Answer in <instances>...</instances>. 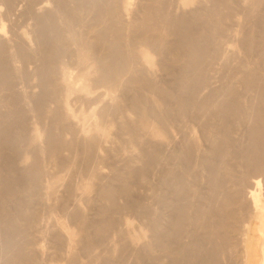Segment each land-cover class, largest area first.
I'll list each match as a JSON object with an SVG mask.
<instances>
[{
  "label": "bare ground",
  "instance_id": "bare-ground-1",
  "mask_svg": "<svg viewBox=\"0 0 264 264\" xmlns=\"http://www.w3.org/2000/svg\"><path fill=\"white\" fill-rule=\"evenodd\" d=\"M17 1L18 0H0V21H1V24H0V88H1L2 92H4V96L0 100L4 99V100H6V104L8 103L9 109L6 112V116L8 119H10L8 121L9 123H6V121L2 122L3 119L1 117V121H0L1 141H3V146L0 147V148H2V150L0 152H2L1 156L3 157V162H4V164H3L4 173H1V175H2L1 179H2V184L5 187L4 188L5 191L8 192V194L13 193L15 195L17 192H23L24 190H22V188H24L25 186H29V188L31 189V191H29V192L35 193L37 188H39L38 184L40 185V183L41 184L43 183L42 181H40V182L38 181V178L40 177L39 175L41 174L42 171H41L40 167L37 165V163H35V161L32 163V165L29 163L30 166L27 167V169H26V167L24 168L26 170H22V169L20 170L19 169L20 166H17V163H16V160L18 159V158L16 159V156L19 154V152H21L20 146H22V144H20V142L24 140V137H25L24 134H26L25 131L27 130V129H25V123H26L25 118L26 117H25L24 110H23L26 108L27 105H25V108L22 107V96L24 93L19 95L20 91H18L16 89L15 81L17 79H19V77L17 78V73L20 72V74H21V72H22V74L24 75L28 70L25 68V66L28 63H31L33 61L32 56H31L33 54V52L31 51L32 53L30 54L29 53L30 51H28L26 49L27 46H25L24 43H21L23 41L27 42L25 40L28 38V34H27L28 32L26 33V32H23L22 30H20L18 25L21 26L20 24H22V22H25L26 19H28L27 17H29V18L33 19V22H34L32 24V27H33V25L36 26L35 33H36L37 38L39 40V42H37V43L40 44L39 56H37L38 58L35 57L36 58L35 60H37V66L35 67L36 69L34 72L38 77H40V85H41L42 93H40L39 95H37L35 97L34 102L36 104L38 102L40 103L43 101L42 98L43 99L45 98V100H47L46 97H48V99H51V102L53 103L51 105V104H48L47 102H45L51 106L48 110H47V107H46V110H44L45 107L43 109V106H40L41 108L40 107L39 108H40V111L42 113H43V111H46V113L51 111L50 116H51V120H52V125H50V127H48L51 130H49L50 132L47 131V132H49V136H47L49 143L47 142V144L50 145L48 152L54 156V158L56 160L55 163L57 164L56 166L59 167V166H61V163H62V160L59 159L61 149L64 148V150L65 149H69V150L71 149L72 150L73 148L77 147L80 150L81 156L83 158V159L81 158L82 164L80 166V168L81 167L82 168L80 169V171L78 169V171L81 173V176L82 175H86V176L91 175V176H98V177L102 176L103 175L102 173H104V172H102L100 167L98 166V161L100 162V159L104 158V154H103L104 151L102 152L103 148H105V151H107L106 150L107 147L105 146L106 144L104 145V142H106L107 139L109 142V140H110L108 138L109 132H110L109 128L111 125H113L116 122L115 118H113L112 115L114 113H117V114L122 113V114H120L122 116H124L126 114V113H124V110H125L124 106L125 105H123V103L120 102L121 100H123V98L118 97L119 99H121L119 101L117 99L118 95L116 96V94H114V91L119 90L120 93L124 92V91L127 92L128 90L134 91V94H132L133 100H132V105H131L133 110L130 108H128V110H132V111H135L137 113V117L135 116V118L141 117V118L148 119L149 115L151 114L150 116L153 115L152 117H154L153 118L154 120H157V119L159 120V121L158 120L156 121L159 124L156 123V126H155L157 133L159 134V137L161 136L160 138H162L159 143L157 142L159 146L154 148L151 152H149L150 148L148 149V145L146 147L148 149V151H146L147 149L146 150L143 149L142 146H144L143 141L145 139L142 141V139H141L142 136L139 134L140 132H142V130H141L142 128L139 130V127H141V126L138 127L139 122L136 123V121L138 119L135 121L133 118L132 119L129 118L130 121H128L127 118L129 116L126 115L127 116V118H125L126 120H124V121L121 120L120 121L121 123L119 121H117L120 123L119 124L120 126H118L117 128L120 127L123 132L129 134L128 143L131 144V146L133 148H134V146H137L136 148H138L139 152H141V154L143 156V157L141 156V158L146 159L145 163L150 164V166H151L152 162H154V165L158 164L156 169H158V166H160L159 168H161V172H159V174H161V178H159V179L161 180V183H160V185H158V186H160V192L165 189L164 187L167 188L168 185H170L172 183L173 186L176 185V187H178L177 189L180 191L181 197H185L184 195H187L188 192H191V196L188 195L187 200H185V202H183V204L181 202L182 206L180 204L179 205L176 204L179 207V209H178L179 211L177 209H175L176 211H178V213L174 211L175 213H177L176 215L172 216L173 214L171 215V213H170V211L173 212L172 210H174V209H171L170 211L167 209L169 211V212L167 211V213H170V214H161L160 213L158 215L157 212H153V207L151 208L149 205V207L152 210L151 211L149 209V207H147L148 205L146 206L142 203V201L135 199V196H134V198L131 197L132 191L129 192L130 183L128 182V180H124L125 182L122 183V185L119 186V188H114L112 185L110 186L107 184L105 186H102L103 187V188H101L102 194L104 195V197H106V199H108L107 201L110 202V203L109 202L108 203L112 205V207H111V205L108 206L109 204L107 203V206L110 208H114L116 206L117 195H123L125 198L124 199L125 203H123L122 210L123 211H124V209L126 211L132 210L135 212L138 211V213L142 216L141 220L143 217H145L146 220L147 219L149 220L148 221L149 222V228L152 231L151 234H152V237L154 239L152 237H149V238H150V240H153L157 246L161 247L170 256L171 262L168 264H223V263H221V261L225 257V254L223 252H225L228 249V245H230V242H231L230 236L232 238H235L234 235L230 234V232L232 231L231 233L233 234V229L236 228L235 226H237V228L241 227L240 225H236V223L240 222V221H238V219H243L242 217L244 215L243 211H245L244 210V208H245L244 204H245L246 199H250L253 210L264 212V204H263V201L261 198V190H262V187L264 184V181L262 178V177H264V175H263L264 174V59H262L261 61H259L261 58L252 59V56L249 53L250 51L249 50L247 51V49H251L252 46H250L251 47L250 48L247 45V48L245 50V53L246 52L247 53H246V58L244 59V61L237 64V60H235L236 61V62L234 61L235 63H233V62L231 63L232 59L230 58V54H229V57H227V54L229 52H231V50L229 49L230 51L227 52L225 49L226 46L224 48H222V43L224 41L222 43L219 42L222 40V39L220 40V36L222 34V29H223V24H222L223 21L221 22V18L222 17L224 18L225 15L220 11L222 8L219 9L217 7V4H221V2H223V0H212L213 3L214 2L216 3L215 4L216 7H214L215 6L214 5L213 6L214 8L212 7L211 12H208L209 9L206 10V8H205L206 12H204V10L203 11L197 10V8H199L198 6L200 4L197 3L198 4V6H197V4H196L197 0H196V2L194 1L195 2L194 4H196L197 8H194V6H193V8L196 9V11H194L193 17H196L199 19H200V17L201 18L205 17L206 21L207 22L209 21V23L211 24L210 26H208V28L206 30L204 29L205 32H202V31L200 32L198 30L193 29V27L191 26L192 23L189 22V19L185 16L186 13L183 11V9H182V11H183V13H185V15H182L183 13L180 14L181 10L179 11V13H176V11L174 9L178 3V2L176 3V0H141V4H143L142 6H139L140 0H55L57 3L56 4L57 7H55V8H57L56 10H53V9L49 10V8H47L48 10L43 9V11L40 10L41 12H38V10H37L38 6L37 5H39L40 4L39 2L40 1L42 2V0H21L22 4L19 5V7H18L19 3L18 4L16 3ZM179 1H180V3L183 2L182 3L183 6H186L187 2L190 0H179ZM206 1L208 2V0H206ZM232 1H234V0H232ZM190 2L193 3V0ZM207 2H206V5H207ZM132 3L136 4V5L139 4V5H137V7L133 6L135 8H132L131 7ZM184 3H186V4L184 5ZM41 4H43V3H41ZM226 4L228 5V2H226ZM241 4H243V3H241ZM256 4L257 3H255V5ZM2 5H4L5 7L2 8ZM174 5H176V6L173 7ZM231 5L232 4L230 2V6ZM42 6H44V5H42ZM189 6H191V5L189 4ZM218 6H220V5H218ZM172 7H173V10L175 12H173ZM181 7L182 6H180L179 8L181 9ZM207 7L210 8V5H207ZM232 7H233V5H232ZM244 7H245V5H244ZM252 7H254V6H252ZM186 8H185V10H186ZM257 8H259V7H257ZM82 9H83V11L85 10L87 12L91 11L92 14H90L89 16H92V19H88L89 17H87L85 15L88 20L96 21V22L92 21L96 25H94L93 27L90 28V29H92L91 30L92 32H90L91 35L88 31H87V33L82 31L83 28L82 29L78 28L79 26L83 27V25L87 21V20L85 21V19L82 17L83 15L82 16L80 15L81 12L79 13V10H82ZM237 9H238V7H237ZM237 9H236V11H237ZM242 9H244V8H242ZM229 10H230V8L227 9V11H229ZM240 11H238V12H240ZM61 12H63V13L66 12L65 17L63 18V20H61V22H63L62 26L58 23L59 20H57L62 15ZM234 12H233V14H234ZM88 13H90V12H88ZM229 13L231 14V12H229ZM229 13H228V15H229ZM59 14H61V15L59 16ZM125 14H131L133 20H125L126 17L125 18L123 17V15L125 16ZM228 15H226V16H228ZM235 16H237V15H235ZM130 18H131V16H130ZM203 18L201 21H203ZM235 18L237 19V22H238V17H235ZM235 18H234V20H236ZM6 20H11L13 23L17 24V27H18L17 29H19V31L23 32L20 35H22V38L24 40L21 41L20 39H18L21 41L20 43H16L17 42L16 39L11 38V39H15V41H16L15 42L16 43L15 47L17 50V53L15 55L16 57L14 56L15 53L11 52L12 49L10 48V45L8 43V37L6 34L7 28L5 29V26L8 24L5 25V23H4V21H6ZM190 20H191V18H190ZM206 21H204V22H206ZM229 22H231V21H229ZM237 22H236V27H237ZM227 24L225 27H227ZM10 25H8V27ZM75 25H78V27H77L78 29L75 28ZM204 25H202V26H204ZM229 25H231V24H229ZM25 26H26L25 28H27V24ZM231 27H232V25H231ZM30 28H31V23H30ZM198 29L201 30V28H199V27H198ZM233 30H234V28H233ZM8 31L9 32H7V33H9V34L11 33V36H12L14 31L12 29H10ZM12 31H13V33H12ZM230 31L235 32V31H232L231 29H230ZM168 33L174 34V38L172 40L171 39L167 40V38H169V37L166 38V35H168ZM29 34H31V31ZM225 34H226V32H225ZM233 35L235 36V34H233ZM16 36L17 35L15 34V37ZM18 36H19V33H18ZM234 36H232V38ZM17 38H19V37H17ZM259 38H260L259 43H261L260 46H262L264 44V32L262 33L261 37H259ZM235 39H237V38H235ZM239 40H240V38H239ZM244 40H245V38H244ZM256 40H258V39H256ZM241 41H243V40H241ZM11 42L12 41H10V43ZM32 43H34L38 46L37 43L31 42V44ZM224 43H227V42H224ZM224 43H223V45H226ZM234 43H236V42H234ZM246 43H247V41H246ZM250 43H252V42H250ZM70 45L74 46V48L76 47L77 48L76 51L81 52L80 54L77 52L79 54V56H77V57L74 56V58H75V61H74L75 66L74 67L77 68V71H73L74 69H72V71L70 70L71 66L73 65V62L71 60L72 58H70L71 63H68V61L66 60L67 58L66 59L61 58V54L64 53L66 46L69 47ZM30 47H32V46H30ZM32 48L34 49L35 47H32ZM70 48H71V46H70ZM240 48H242V47L240 46ZM65 53H66V51H65ZM74 53H75V51H74ZM152 53L154 55H155V53H157V54L158 53L159 54H165L166 53L168 55L171 54L172 55L171 59L173 60L172 62H174V64H175L174 65L171 62L172 63L171 65L175 66V67L173 66L172 72L175 74L174 75L175 78H176V76L178 77V83H179V81L181 83V90H180V93L178 92L179 95L176 98H174V100L177 99V101H176L177 102V111H176V113L173 112V114H172L175 116H171V117H174V121H172L173 119L168 120V119H170L169 117L172 113L171 110L170 111L166 110L165 111L166 115H163L164 112L162 114L161 111L159 110L160 108L153 107L152 106L153 104L149 103L150 100L148 101V99H150V98H148L149 97L148 94L146 92H144L145 89H143V87L147 88V86H149L147 89H149V88H151L153 90L159 89V86H158L159 84L156 85L157 81H156V83L155 82L152 83L151 80L147 79V77L148 78L151 77V76H147L148 75L147 72L150 71V73H151V71H156V68H157L155 66V70H154V64L156 65L157 62H153V60L151 58ZM233 54H234V52H233ZM33 55L36 56V53ZM241 55H242V53H241ZM69 56L72 57V55H69ZM239 56L240 55H238V57ZM168 57L170 58V56H168ZM240 57H242V56H240ZM230 59H231V61H229ZM235 59H238V58L236 57ZM154 60H155V58H154ZM170 61H168V62H170ZM161 62L162 61H160L159 63H161ZM18 64H19V67H18ZM163 64H164V62H163ZM217 64L222 65V67L218 66ZM31 65L32 64H30V66H28V67L30 68ZM157 65H158V68H160L159 67L160 65L159 64H157ZM167 65H168V63H167ZM171 65H170V67H171ZM31 68H33V67H31ZM161 68L163 69L165 67H161ZM167 69L169 70V65H168ZM30 71H32V70H29V72ZM172 72H171V74H172ZM28 73H26V75ZM145 73L147 74L146 75L147 77L145 76ZM160 73H162V71ZM167 73H168V71H167ZM221 73H222L224 82L219 81V83L222 82V84L220 83L221 86L219 85V87H217L216 85L213 84V82H214V80L217 81V78ZM20 74H18V75H20ZM171 74H170V76H171ZM33 75H34V73H33ZM165 75H167V74H165ZM161 77H162V75H161ZM15 78H17V79L15 80ZM28 78H30V77H28ZM154 79H156V78H154ZM25 80H26V78H25ZM152 81H154V80H152ZM26 82H27V80H26ZM26 82L24 84H26ZM175 83H174V85H175ZM180 83H179V85H180ZM145 85H147V86H145ZM165 86H168V85H165ZM97 87L98 88L102 87V89H101V91H99V94H97L98 92H96L97 95H95V94H93V89L95 90ZM28 88H32V87L30 86ZM165 88L167 89L168 87H165ZM165 88H164V91H165ZM161 89H163V88H161ZM60 90H62V91L64 90L66 92V94L65 95L62 94L60 92ZM26 92H28V91H26ZM38 93H39V91H38ZM71 93L76 94L75 95V97H77L76 99L80 100L81 102L83 101V103L84 102L96 103V102H98L99 99L104 103L102 104L101 107L99 106L100 107L99 111H97L94 108V106L91 108H86V107L84 108L83 106H81L82 108L80 110H78V112L76 110L80 107H77L76 110L74 108L76 113H78V114H76L75 111L71 108L72 104H70V103H73V101L75 100V99L73 100V98L71 97L73 101L70 102L69 94H71ZM115 93H117V92H115ZM130 93H133V92H130ZM220 96L223 97V99L220 98L221 100H219L218 97H220ZM27 98H28V95H27ZM31 98H33V97H31ZM125 98L126 97H124V99ZM256 98L259 99L258 104H256V102H255ZM162 99H163V97H162ZM171 99H173V98H171ZM27 101L29 102V100H27ZM32 102H33V99H32ZM48 102H50V101H48ZM83 103H82V105H83ZM94 103H92V105H94ZM124 103L128 104V102H126V101ZM130 103L131 102L129 101V104ZM147 103H149L150 105ZM99 105H101V104H99ZM38 106H39V104H38ZM154 106H155V104H154ZM158 106H159V104H158ZM6 107L7 106H5V108ZM32 109H33V107H32ZM36 109H37L36 112H38L37 107H36ZM162 109H164V108H162ZM174 109H176V108H174ZM6 110H7V108H6ZM25 111H26V109H25ZM169 112H171V113L168 117L167 114H169ZM46 113L43 114V116L46 117L47 116ZM123 113H124V115H123ZM214 115H216V116L218 115L221 118V121H218V122H221L220 125L217 124L218 126L215 125L216 123L214 124V123L210 122V119ZM50 116L48 118H50ZM119 116H118V118L122 119ZM31 117L33 118V116H30L29 121L31 120ZM40 117H38V118H40ZM45 117H41V118L43 119ZM131 117H132V115H131ZM232 117L236 118L238 125L242 129V132H241L242 135L243 134L246 135V136L244 135L246 137V139L244 138L245 141H242V142H245V144L239 143V146H237V147L235 146L236 148L231 147L232 143H231V136H230V127H231V123H232ZM179 119H181V120L185 119L187 121V125L189 128L188 149L182 147L183 149H186V151L184 150V152H182V151L180 152L177 150L178 152L183 154V155H181V161L183 159V164L181 166H183L182 168H184V171L181 174L177 173L176 168L178 166L176 165L175 166L176 168H175L173 165L172 158H173L174 154L170 155V156L169 155L164 156L163 155V153H164L163 149L160 147V146L164 145L165 142L170 137V135H172V132L175 129V123ZM217 119H218V117H217ZM33 120L31 122H34L36 119L34 121ZM48 120H49L48 122H51L50 119H48ZM236 121H235V123H236ZM15 123H18L20 125V129L17 128L18 129L17 134L11 133V130H10V128H12V126ZM26 124L28 125V123H26ZM33 124L34 123H32V125ZM38 124H39V122H38ZM115 125H117V124H115ZM139 125H140V123H139ZM30 127H32V126H30ZM38 127H40V126L38 125ZM72 127H74L76 130L81 132L80 133L81 137L77 141H76V139L79 137V135H78V137L75 136L76 138L75 137L69 138V136L67 137V135H68L67 130L72 128ZM185 127H186V125H185ZM179 128H181V127H179ZM13 129H15V131H16V128L13 127ZM40 129L39 128H38V130L34 129L32 131V133L30 132L31 135H28L29 137L27 136L28 140L30 138L33 140L36 139V141H38L37 140V138H39L38 136L40 134H43V132H41V133L39 132V131H42V129L41 130ZM71 130H70V132H72ZM78 131H76V133H78ZM117 131H119V130H117ZM143 131H144V129H143ZM175 131H177V129ZM47 132H46V134H47ZM27 134H29L28 131H27ZM72 134H74V132ZM120 134H121V132H120ZM148 134L150 135V133H148ZM158 134H157V136H158ZM69 135H70V133H69ZM241 137H240V139H241ZM40 138L42 139V137H40ZM208 139H211L209 141H211L210 143H212V145L210 147L208 146L209 148L206 146V142L208 141ZM42 140H45V138ZM186 140H187V138H186ZM36 141L34 142L35 146L37 144ZM115 141H117V140H115ZM238 141H239V137H238ZM25 142H27V141H24V143ZM39 142H40V140H39ZM151 142H153V141H151ZM141 143H142V146H140ZM47 144H46V146H47ZM138 144H139V146H138ZM39 145H40V143H39ZM42 145H43V143H42ZM170 145H171V143H170ZM32 147H33V145H32ZM186 147H187V145H186ZM24 148H26V147L24 146ZM38 148H39V146H38ZM29 149H25L24 150V151H26L25 153L28 154L27 151ZM39 149H38V151H39ZM168 149H169V147H168ZM75 150H77V149H75ZM164 150H165V148H164ZM166 150H167V147H166ZM170 150H171V148H170ZM45 151H47V150H45ZM169 151H167V152H169ZM73 152H76V151H73ZM77 152H79V151H77ZM167 152H165V153H167ZM25 153H23V154H25ZM37 153H39V152H37ZM41 153H42V150L40 152V155H41ZM49 153H48V155H49ZM42 154H45V153H42ZM209 154L210 155L212 154V156L215 154L216 156H218V158L214 159V158H212V156L210 157ZM30 155H32V153ZM30 155L28 154L27 156H29V158H30V157H32ZM19 156H22V153ZM72 156H74V155H72ZM229 156H231V158H232L231 160H234L235 158L237 159V160L236 159L234 160V161H237V163L235 165H233L235 162L233 163L232 161H230ZM44 157L46 158V156H44ZM233 157H235V158H233ZM32 158L30 161H33ZM37 158H38V156H37ZM42 159H44V158H42ZM105 159H107V158H105ZM217 159H219V160H217ZM0 160L2 161V159H0ZM59 160H60V162H59ZM138 160L143 161L141 159H138ZM228 160L230 161V163L232 162L233 164L232 163L230 164ZM39 161H40V159H39ZM69 162L71 163V159ZM199 162H200L201 167L204 166L202 169L208 168L210 170V173L207 174V176H209L211 174V180H210V182L208 181L209 190H207L208 191L207 193H203V191H202V193H198V189H197L198 186L196 187V185L194 184L195 183V182H193L194 179L192 178L193 179L192 183H189V178L188 179L185 178V173H187L188 170L192 169L193 168L192 166L194 164L197 165V163H199ZM55 163L53 162V164H55ZM77 163H78L77 165H79V162H77ZM130 163H132V162H130ZM72 164L70 166L71 167L70 170H72V166H73ZM26 165H28V163ZM74 165H75V162H74ZM142 166H144V165H142ZM181 166H180V169H182ZM198 166L199 165H197V167ZM236 166L239 168H235ZM144 168L145 167H143V169L142 168L139 169V168H136L135 165L131 164L129 170H131V174L132 175L135 174L136 177H138L137 174L140 173L139 175L141 177V173H142V175H144L143 174L145 172V171L143 172ZM62 169H59V172ZM64 169H66V168H64ZM74 169H76V167ZM56 170L58 171V169H56ZM192 170H194V169H192ZM198 170H196V171H198ZM158 171H157V173H158ZM206 171H205V173H206ZM199 172H200V170H199ZM236 172H238V174ZM239 172H240V174H239ZM70 173H71V171H70ZM194 173H192V174H194ZM56 174H57V172H56ZM77 174H78V172H77ZM131 174H129V175H131ZM67 175H66V178H67ZM196 175L194 176V178L196 177ZM81 176L79 175V177H81ZM187 176H188V173H187ZM189 176H191V174ZM244 176L245 177L246 176L253 177V179H254L253 183L254 184H252V187H249V186L243 184L246 181V179L244 181V178H245ZM209 178H210V176H209ZM53 179H55V178L53 177ZM63 179H64V177H63ZM68 179H69V177H68ZM86 179L88 180V178H86ZM186 179L188 180V182L186 181ZM39 180H40V178H39ZM82 180H85V178H82ZM139 180H142V179L139 178ZM206 180H208V179L206 178ZM99 181H100V178H99ZM143 181H144V179H143ZM190 181H191V179H190ZM55 182H56V180H55ZM58 182H56V185H58L57 184ZM75 182H77V181H75ZM82 183H85V184L80 185L81 186V187L79 186L80 188H82V187L83 188L84 187L85 188L86 187L91 188L90 186L93 184V183L90 184V181L82 182ZM139 183H141V182L139 181ZM157 183H159V182H157ZM45 184L47 185L49 183H45ZM73 184H74V182H73ZM62 185H64V184L62 183ZM66 186H68V185H66ZM75 186H76V184H75ZM206 186H208V185L206 184ZM243 186H245V189H246V187H248L246 189L247 192H245V189H243ZM44 187H46V186H44ZM44 187H40V188L41 189L43 188V190L45 189L47 194H51V193L55 192V189H53L55 186L53 187L52 184L47 185V189ZM176 187H175V189H176ZM138 188H139V186H138ZM203 188H205V187H203ZM67 189L68 188H66V190ZM69 189H70V187H69ZM82 189H80V190H82ZM73 190L76 191L75 189H73ZM243 190H244L245 194H244ZM0 191H1V189H0ZM156 191H158V190L156 189ZM42 192L43 191L41 190V192L39 194H41ZM164 192H162V194H160L158 191V196H157V198H159L158 200H160L162 202V204H165L166 206L173 205L172 201H171V199H173V198L170 199L169 197H167L168 194H166V195L163 194ZM64 193H65V191H64ZM71 193H69V194H71ZM133 194H134V192H133ZM27 195H29V194H27ZM174 195H176V193ZM24 196H26V195H24ZM36 196L38 198V195H36ZM44 196L45 195H43V197ZM50 196H52V195H50ZM95 196L96 195H94V197ZM81 197H82V195H81ZM81 197H80V200H81ZM177 197H178L177 200H179V196H177ZM11 198H13V197L11 196ZM120 198H121V196H120ZM153 198H154V195H153ZM195 198H196V200H194ZM26 199H27V197H26ZM41 199L44 200L43 198H41ZM54 199H56V198H54ZM59 199L60 198L58 197V200ZM66 199H65V201H66ZM73 199L74 198H72V201H73ZM23 200H25V198ZM61 200L64 201V199H61ZM27 201L30 202V200H27ZM54 202H55L54 205H56L55 200H54ZM75 202L78 203L77 199ZM247 202H246V206H247ZM117 203H118V201H117ZM175 203H176V201H175ZM34 204H36V203H34ZM37 204H38V202H37ZM70 204H72V203H70ZM74 204H72V205L74 206ZM26 205H28V204H26ZM43 205H46V204H43ZM120 205H122V203ZM159 205H158V207H159ZM14 206L16 208L15 210H13L14 212H8L7 211L8 209L4 210L3 207H5V206L2 207L4 210L3 214H4V217L6 220L9 219V217L12 216L13 214L16 215V214L22 213L23 207H22L21 203L18 204V207H16V205H14ZM59 206H60V204H59ZM107 206L104 209L108 210ZM24 207H26V206H24ZM78 207H80V206H78ZM78 207H73V208L78 209ZM100 207H102V206H100ZM163 207L164 206L161 205L160 208H163ZM165 207H164V210H166ZM116 208H118V207H116ZM116 208H114L113 211ZM173 208H176V207H173ZM36 209H38V208H36ZM119 209L121 210V207L116 209L115 212L117 213V211ZM68 210L70 211V209H68ZM154 210H157V209H154ZM157 211H159V210H157ZM27 212L28 211L26 210V213ZM64 212H66V210ZM160 212H162V211H160ZM105 213H107V212L105 211ZM110 213H112L114 216L113 215L108 216L109 215L108 213H107L108 215L105 214V216L106 217L108 216V217L107 218L104 217L106 219H104L103 223L100 222L101 225H96L95 231H97L99 233L102 232L103 230L105 231V229H108V228H106L107 226H110V228L116 227V229L118 227H120V226H118V225H120L118 223L119 218L117 219L115 216L116 213H114V212H110ZM79 214L80 213L78 211L73 212L74 217H77V218L80 217ZM16 216H18V215H16ZM42 216H44V215H42ZM101 216H103V215H101ZM121 217H122V215H121ZM34 218H35V216H33V221L37 219V218H35V219ZM85 218H87V217L85 216ZM10 219H11V217H10ZM24 219L25 218H23V220ZM50 219H49V221H50ZM79 219H81V218H78V220ZM25 220H27V219H25ZM47 220H48V218H47ZM78 220H77V222H78ZM127 220L129 221V219H127ZM144 220L145 219H143L142 223L144 222ZM8 221L9 220H7V223L4 221V224L6 223V226L9 227L10 229H12L11 225L8 224L9 223ZM64 221H62V222H64ZM70 221H71V219H70ZM85 221H86V219H85ZM128 221L126 223H128ZM148 222H146V223H148ZM13 223H14V221H13ZM65 223H66V221H65ZM72 223H74V222H72ZM78 223H75V224H78ZM30 224H32V223L30 222ZM85 224L86 223H84V225H81V226L79 225L80 226L79 231L81 233V238L80 237H78V238H80V241L82 244H85L87 248L88 247L90 248L91 245H93L92 244L93 241H91L89 238V235L87 233L88 227ZM19 225H21V224H19ZM24 225H25V222H24ZM34 225H35V223H34ZM56 225L54 227L55 230H56ZM143 225H144V223H143ZM171 225H174L175 227H177V230H175V229L172 230ZM185 225L187 227V230H186L187 237L185 236V238H187V240L184 238L185 240L183 241L182 235L184 234L185 230L182 233V228L184 229L183 226H185ZM243 225L245 227L244 226L241 227L243 229V231H241V232L244 234H241V235L242 236L245 235V236H243L244 242H242L243 239L242 240L238 239V237H237V239L241 240V243H244V247L241 250H243V249L245 250V261L244 262L246 264L247 242L249 239L248 234H249L250 229H251V220L245 219V222ZM122 226H123V222H122L121 227ZM35 227L37 228V226H35ZM46 227H47V225H46ZM68 227H70V229L73 228L72 226H68ZM86 227H87V229H86ZM186 227H185V229H186ZM23 228L24 227L22 226V229ZM63 228H64V226H63ZM67 228H65V230H61V229L60 230L65 232L64 236H66V238H67L66 242H68V246L71 247L70 244H72V242H73L71 236H72V233H74V232H72V230H71L72 233L70 232L71 233V235H70V233L66 230ZM92 228H91V230H92ZM143 228L144 227H142V229ZM10 229H8V230L10 231ZM19 229H17V230H19ZM26 229H28V228H26ZM40 229H41V227H40ZM76 229H79V228L77 227ZM242 229H240V230H242ZM127 230H128V228H127ZM140 230H139V232H141ZM238 230H239V228L237 229V231ZM9 231H8V233H9ZM19 231H21V230H19ZM31 231H32L31 232V235H32L33 230H31ZM43 231L45 233L46 230L44 229ZM118 231L116 233H118ZM142 231H146V230L143 229ZM12 232H15V231L13 230ZM24 232H25V230H24ZM259 232L261 233L262 238H263V241L261 242L262 244L260 247L261 248L260 264H264V231H262L260 229ZM35 233H37V232H35ZM111 233H112V231H111ZM113 233H115V232H113ZM116 233L114 235H116ZM141 233H143V232H141ZM22 234H24V233H22ZM54 234H55V232H54ZM76 234H77V231H76ZM79 234H77V235H79ZM118 234H121V232ZM124 234H125V232H124ZM127 234H129V233H127ZM144 234H146V233L144 232ZM148 234H150V233H148ZM239 234H240V232H239ZM57 235H58V233H57ZM11 236L12 235H10V238H11ZM116 236H119L118 240L121 238L120 235H116ZM127 236H128V238L131 237V236L129 237V235H126V234L124 237H127ZM138 236H139L138 234L134 235V237H138ZM146 236H148V235L146 234ZM22 237H24V236H22ZM128 238H126V240H128ZM14 239H16V238H14ZM26 239H25V241H26ZM126 240H124V242H123V245H122L123 247H124V243ZM136 240H137V238H136ZM136 240L134 239V242ZM150 240H149V244L150 243L153 244V242H151ZM25 241H24V243H25ZM120 241H123V238H122V240H119V242ZM130 241H126V242L130 243ZM7 242H9L8 239H7ZM27 242H28V240H27ZM58 242L59 241H57V243ZM41 243H42V241H41ZM137 243H136V245H138V247H139V244H141V243H139V244H137ZM241 243L238 245H241ZM65 244H67V243H65ZM97 244H99V243H97ZM109 244H111V243H109ZM132 244L134 245L135 243H130L129 247H131ZM142 244L145 245L144 242ZM136 245H134V246H136ZM15 246H18V245H15ZM39 247H40V245H39ZM69 247L67 248L68 251L70 249ZM96 247H98V246L96 245ZM127 247H128V245H127ZM33 248L34 247H32V249ZM41 248L43 249L42 246H41ZM89 248H88V250H89ZM132 248L133 247H131V249ZM152 248L153 247L151 246V251H153ZM225 248H226V250H225ZM71 249L73 250V247ZM102 249H103V247H102ZM143 249H145V248H143ZM26 250L28 252V249H25L24 251L26 252ZM33 250H35V249H33ZM33 250H32V252H33ZM49 250H47V252H49ZM62 250H64V249H62ZM154 250H155V248H154ZM239 250H240V248H239ZM58 251H59V248H58ZM156 251H157V249H156ZM159 251H160V249H159ZM17 252H19V251H17ZM105 252H107V251H105ZM61 253L63 255L65 252L64 253L61 252ZM90 253H91V250H90ZM138 253H139V251H138ZM141 253H144V252L141 251ZM227 253H228V251H227ZM27 254L29 255L30 253L28 252ZM97 254H99V253H97ZM68 255H70V256L67 258V260L65 259L66 257H63V259H65V261H68L67 262L68 264H77V260H76L75 256H73L71 254H68ZM99 255H98V258H100ZM141 255L143 257V254H141ZM153 255H155V254H153ZM153 255L151 257L152 259L154 258ZM243 256H244V254L242 255V257ZM32 257L37 259V257H34V256H32ZM96 257H97V255H96ZM160 257L162 258V255H160ZM160 257H159V260H160ZM20 258H23V257H20ZM86 258H87V256H86ZM86 258H84V259H86ZM88 258L90 259V257H88ZM125 258L126 259L123 261L126 262L127 256ZM139 258H140V256H139ZM151 258L149 257V259H151ZM29 259L30 258H28V260ZM38 259H37V261H39ZM59 259L61 260V258H59ZM111 259H112V257H111ZM145 259H146V257H145ZM154 259H156V261L154 262V260H153L152 264L156 263V262L159 263V260L157 261L158 258L155 257ZM242 259H244V258H242ZM161 260H163V258ZM165 260H166V258H165ZM15 261L17 262L16 259H15ZM37 261L35 262V264L38 263ZM141 261H143V259ZM149 262H150V260H149ZM61 263H62V260H61L60 264ZM117 263H118V261H117ZM7 264H8V262H7ZM26 264H27V262H26ZM39 264H41V262H39ZM43 264H44V262H43ZM52 264H55V263H52ZM64 264H66V262H64ZM92 264H94V263H92Z\"/></svg>",
  "mask_w": 264,
  "mask_h": 264
},
{
  "label": "rangeland",
  "instance_id": "rangeland-1",
  "mask_svg": "<svg viewBox=\"0 0 264 264\" xmlns=\"http://www.w3.org/2000/svg\"><path fill=\"white\" fill-rule=\"evenodd\" d=\"M190 1H192V0H190ZM190 1H188L187 2V5L186 6H183V2L182 3H180V1L179 0H176V3H177V6L176 5H174L173 7H175L174 9H175V11H176V13H179V11L181 12L180 14H182L183 13V11L186 13V15H185V13H183L182 15H185L188 19H189V22H191L190 24H191V26L193 27V29L194 30H198V31H202V32H205V30L208 28V26H210L211 24L209 23V21L207 22L206 21V18L204 17H202L203 18V21H201L202 20V18L200 17V19L199 18H196V17H193L194 16V11H196V9H194V8H197V6H198V4L197 3H199L200 5L198 6L199 8H197V10H204V12H206V10L207 9H209L208 10V12H211V10H212V7L216 4L215 2L213 3V1L212 0H208V2L206 1V0H197V2H196V0H193V3L192 2H190ZM196 2V4H197V6H196V4H194L195 2ZM206 2H207V5H210V8L209 7H207V5H206ZM226 2H228V5L226 4ZM230 2H231V4L233 5V7H232V5L230 6ZM17 4H18V7H19V5H21L22 4V1L20 0H18L17 2H16ZM40 4L41 3H43V4H39V5H37L38 7V12H41V11H43V9L44 10H48L47 8H49V10L51 9H53V10H56L57 8H55V7H57V3H56V1L55 0H42V2L40 1L39 2ZM46 3V4H45ZM134 3V2H133ZM131 4V7L132 8H135V7H137V5H139V6H142L143 4H141V0L139 1V4ZM175 3V4H176ZM234 3V4H233ZM238 3V4H237ZM241 3H243V4H241ZM251 3V4H250ZM255 3H257L256 5H255ZM260 3V4H259ZM186 3H184V5H185ZM189 4L191 5V6H189ZM193 4V5H192ZM204 6H202V5ZM225 4V5H224ZM253 4V5H252ZM259 4V5H258ZM264 0H234V1H232V0H223V2H221V4H217V7L219 8V9H221L220 11L225 15V17L222 19L221 18V22H222V24H223V29H222V34H221V36H220V40L221 41H219V42H227V43H224V44H226V45H223V43H222V48H224L225 46V49H226V51L227 52H229L230 50H231V52H229L228 54H227V57H229V54H230V58L232 59V61H231V59L229 60V61H231V63L233 62V63H235L236 61L235 60H237V64L238 63H240V62H242V61H244V59L246 58V53H245V50H246V48H247V45H248V47H250V46H252V48L251 49H247V51L249 50L250 52V54H251V56H252V59H258V58H261L259 61H261L262 59H264V44L262 45V46H260L261 45V43H259L260 41V38L259 37H261V35H262V33L264 32ZM42 5H44V6H42ZM53 5V6H52ZM212 5V6H211ZM218 5H220V6H218ZM244 5H245V7H244ZM247 5V6H246ZM258 5V6H257ZM133 6H135V7H133ZM180 6H182L181 7V9L179 8ZM189 6V7H188ZM193 6H194V8H193ZM228 6V7H227ZM252 6H254V7H252ZM5 6L4 5H2V8H4ZM45 7V8H44ZM51 7V8H50ZM173 7H172V10H173ZM187 7V8H186ZM214 7H216V5L214 6ZM213 7V8H214ZM227 7V8H226ZM232 7V8H231ZM237 7H238V9H237ZM257 7H259V8H257ZM42 8V9H41ZM185 8H186V10H185ZM190 8V9H189ZM201 8V9H200ZM203 8V9H202ZM205 8H206V10H205ZM230 8V10L229 11H227V9H229ZM237 9V11H236V9ZM240 8V9H239ZM242 8H244V9H242ZM258 10H257V9ZM182 9H183V11H182ZM233 9V10H232ZM41 10V11H40ZM226 10V11H225ZM241 10V11H240ZM247 10V11H246ZM85 11V10H84ZM83 11V9L82 10H79V13L81 12V16L85 19V21H86V23L83 25V27H81V26H79L78 27V25H75V28L76 29H82L83 28V30L82 31H84L85 33H87V31L90 33V32H92L91 30L92 29H90L91 27H93L94 25H96L95 23H93V22H96V21H93V20H88V19H92V16H89L90 14H92L91 13V11H88V12H90V13H88L87 11H85L84 12ZM174 10H173V12H175ZM235 11V12H234ZM238 11H240V12H238ZM259 11V12H258ZM229 12H231V14L229 13ZM233 12H234V14H233ZM238 12V13H237ZM62 13V15L61 14H59V18L57 19V20H59L58 21V23L62 26L63 25V22H61V20H63V18L65 17V13L66 12H61ZM83 13V14H82ZM87 13V14H86ZM228 13H229V15L231 16H229L228 15ZM191 16H190V15ZM260 14V15H259ZM89 17L88 19H87V17ZM226 15H228V16H226ZM235 15H237V16H235ZM257 15V16H256ZM80 16V17H81ZM130 16H131V18H132V15L131 14H125V16L123 15V17L125 18V20H133V18L131 19L130 18ZM234 16V17H233ZM261 16V17H260ZM86 17V18H85ZM235 17H238V22H237V19L235 18ZM255 17V18H254ZM259 17V18H258ZM28 19H26V21L25 22H22V24H20L21 26H19L18 25V27H19V29L20 30H22L23 32H28L27 34H28V38L25 40V41H27V42H24L23 40V38H22V35H20L21 33H23L22 31H19V29H17L18 27H17V24H15V23H13L11 20H6V21H4V23H5V25L6 24H8V25H10L9 27H8V25H6L5 26V29H6V34H7V37H8V43H9V45H10V48L12 49L11 50V52L12 53H15L14 54V56L16 55V53H17V50H16V47H15V44L16 43H20L21 41H23V42H21V43H24L25 44V46H32V47H35L34 49L32 48V47H26V49L28 50V51H30L29 53L31 54L32 52H33V54H35L36 53V56L35 55H31L32 56V62L31 63H28L26 66H25V68L26 69H28L27 70V72L26 73H28L29 72V70H32V71H30L27 75H26V73L23 75L22 74V72H21V74H20V72H18L17 73V78L19 77V79H17V78H15V80L17 81H15V87H16V89L18 90V91H20L19 92V95L20 94H23V96H22V107L23 108H25V105H27L26 106V111H25V109H23L24 110V114H25V122L26 123H28V125L25 123V129H27L25 132H26V134H24L25 135V137H24V140L23 141H21L20 142V144H22V146H20L21 147V152H19V154L16 156V163H17V166H20L19 167V169L21 170H26L27 169V167H29L30 166V164L32 165V163L35 161V163H37V165L40 167V169H41V174L39 175L40 177V180H39V178H38V181L40 182V181H42L43 183L41 184L40 183V185L38 184V187L39 188H37V190H36V194L35 193H31V192H29V191H31V189L29 188V186H25L24 188H22V190H24L23 192H17L15 195L13 194H8V192H6L5 191V187L3 186V184H2V179H1V177H2V175H1V173H4V166H3V164H4V162H3V157L1 156L2 155V152H0V159H2V161L0 160V166L2 167H0V189H1V191H0V264H7V262H8V264L10 263H12V264H26V262H27V264H35V262L37 261V259L39 260V261H37L38 263H36V264H39V262H41V264H43V262H44V264H52V263H55V264H60V262H61V260H62V263L61 264H64V262H66V264H68L67 262L68 261H65V259L67 260V258L70 256V255H68V254H71V255H73V256H75V258H76V260H77V264H92V263H94V264H152V262H153V260H154V262L156 261V259H154L155 257L156 258H158L157 259V261L159 260V257H160V255H162V258H163V260H161L162 258L160 257V260H159V263L158 262H156V263H153V264H168V263H170L171 262V258H170V256L161 248V247H159V246H157L155 243H154V241L153 240H150V238L149 237H152V234H151V229L149 228V220L147 219L146 220V218L145 217H143L142 218V220H141V215L138 213V211L137 212H135V211H132V210H130V211H126L124 208V211L122 210V207H123V203H125V198H124V196L123 195H117V198H116V206L114 207V208H116V207H118V208H120L121 207V210L119 209L118 211H117V213L115 212L116 211V209H118V208H116L114 211H113V209L114 208H110V207H108V206H110L111 204H109L110 202L109 201H107L108 199H106V197H104V195L102 194V189L101 188H103L102 186H105L106 184L107 185H112L114 188H119V186H121L122 185V183H124L125 181L124 180H128V182L130 183V190H129V192L130 191H132L131 193L133 194V192H134V194L132 195L131 194V197L132 198H134V196H135V199H137V200H139V201H142V203L144 204V205H148L147 207H149V205H150V207L152 208L153 207V212H157L158 213V215L161 213V214H170L171 213V215L172 216H174V215H176L177 213H178V209H179V207L177 206V205H181V202H182V204H183V202H185V200H187V196L189 195V196H191V192H188V194L187 195H184L185 197H181V195H180V191L177 189L178 187H176V185L175 186H173L172 185V183L170 184V185H168V187L166 188V187H164L165 189L163 190V191H161L160 192V186H158V185H160V183H161V180L159 179V178H161V174H159V172H161V168H159L160 166H158V169H156L157 168V165L158 164H155L154 165V162H152L151 163V166H150V164H147V163H145L146 162V159L145 158H141V156H142V154H141V152H139V150H138V148H136L137 146H134V148L131 146V144H129L128 143V139H129V134L128 133H125V132H123L122 130H121V128L119 127V128H117L118 126H120L119 124L121 123L120 121L122 120V121H124V120H126L125 118H127V116H129L127 119H128V121H130V119L129 118H133L135 121H136V123H140V125H139V123H138V127L139 126H141V127H139V130L141 129L142 130V132H140L139 134L142 136V141H143V145L144 146H142V143H141V145L140 146H142L143 147V149H147L146 147H147V145H148V149H149V152H151L154 148H156L157 146H159L158 145V143L161 141V139L162 138H160L159 137V134L157 133V130H156V123H158V122H156L157 120H154L153 118L154 117H152V116H150L149 115V118L148 119H145V118H141V117H138V118H135V116L137 117V113L135 112V111H132L133 109H132V107H131V105H132V100H133V95L132 94H134V91H130V90H128L127 92L126 91H124V92H119V90H116V91H114V94H116V96H117V99L120 101L121 99H119V98H123V100H121L120 102H122L123 103V105H125L124 107H125V110H124V113H126L125 115H124V113H123V115L124 116H122V115H120V114H122V113H114L113 115H112V117L113 118H115V120H116V122L117 121H119V122H115L113 125H111L110 126V128H109V142H108V139H107V141L106 142H104V145L107 147V151H105V148H103V150H102V152H103V154H104V158H101L100 159V162L98 161V166L100 167V169H101V171L102 172H104V173H102L103 175L102 176H100V177H98V176H91V175H82L81 176V173L79 172L80 171V169L82 168H80V166H81V164H82V156H81V153H80V150L76 147V148H73L72 150L73 151H79V152H73L71 149L69 150V149H65L64 150V148L63 149H61V152H60V160H62V163H61V166H56L57 164L55 163L56 162V160H55V158H54V156L52 155V154H50L48 151H49V147H50V145L49 144H47V142L49 143V140H48V137L47 136H49V130H51V129H49L48 127H50V125H52V120H51V116H50V114H51V111L50 112H48V113H46V111H43V113L40 111V106H43V109H44V107H45V109L44 110H46V107H47V110L51 107L50 105H48V104H53L52 102H51V99H48V97H46V99L47 100H45V98L43 99L42 98V102H38L37 104L34 102V100H35V97L37 96V95H39L40 93H42V90H41V85H40V77H38L36 74H35V67L37 66V60H35L36 58H38L37 56H39V52H40V50H39V48H40V44L39 43H37V42H39V40H38V38H37V35H36V33H35V28H36V26L35 25H33V27H32V24L34 23L33 22V19H31V18H29V17H27ZM61 18V19H60ZM190 18H191V20H190ZM193 18V19H192ZM234 18L236 19V20H234ZM262 18V19H261ZM197 21H195V20ZM198 19V20H197ZM255 19V20H254ZM252 20V21H251ZM258 20V21H257ZM9 21V22H8ZM89 21V22H88ZM93 21V22H92ZM204 21H206V22H204ZM226 21V22H225ZM229 21H233L232 23L231 22H229ZM242 23H241V22ZM236 22H237V27H236ZM258 22V23H257ZM30 23H31V28H30ZM92 23V24H91ZM205 25H204V24ZM227 24V27L229 28H227V27H225L226 26V24ZM239 23V24H238ZM0 24H1V21H0ZM27 24V28H25L26 25ZM89 24V25H88ZM198 26H197V25ZM201 24V25H200ZM229 24H231L232 25V27H231V25H229ZM234 24V25H233ZM244 24V25H243ZM200 25V26H199ZM202 25H204V26H202ZM240 25V26H239ZM15 26V27H14ZM23 26V27H22ZM202 26V27H201ZM206 26V27H205ZM21 27V28H20ZM78 27V28H77ZM198 27L199 28H201V30L200 29H198ZM231 27V28H230ZM196 28V29H195ZM233 28H234V30H233ZM251 28V29H250ZM10 29H12L13 31H14V33H13V31H12V33L14 34H12V36H11V33L9 34V33H7V32H9L8 30H10ZM34 29V30H33ZM203 29V30H202ZM205 29V30H204ZM230 29L232 30V31H235V32H231L230 31ZM255 29V30H254ZM19 32H18V31ZM90 30V31H89ZM239 30V31H238ZM254 30V31H253ZM30 31H31V34H29L30 33ZM34 31V32H33ZM241 31V32H240ZM252 31V32H251ZM257 31V32H256ZM11 32V31H10ZM16 32V33H15ZM225 32H226V34H225ZM18 33H19V36H18ZM231 35H230V34ZM244 33V34H243ZM15 34L17 35L16 37H15ZM171 33H168V35H166V38L167 37H169V38H167V40H172L173 38H174V34H171ZM217 34V33H216ZM233 34H235V36L233 35ZM9 35V36H8ZM35 35V36H34ZM90 35H91V33H90ZM229 35V36H228ZM231 36V37H230ZM232 36H234L233 38H232ZM237 36V37H236ZM259 36V37H258ZM10 37V38H9ZM17 37H19V38H17ZM171 37V38H170ZM11 38H15L16 39V41H15V39H11ZM235 38H237V39H235ZM239 38H240V40H239ZM244 38H245V40L247 41V43H246V41L244 40ZM254 38V39H253ZM10 39V40H9ZM18 39H20V40H18ZM232 39V40H231ZM256 39H258V40H256ZM32 40V41H31ZM239 40V41H238ZM241 40H243V41H241ZM10 41H12L11 43H10ZM35 42V43H37L38 44V46L36 45V44H34V43H32L31 44V42ZM236 42V43H234V42ZM14 42V43H13ZM16 42V43H15ZM250 42H252V43H250ZM13 43V44H12ZM245 44V45H244ZM34 45V46H33ZM36 45V46H35ZM70 46H71V48H70ZM69 47L68 46H66V48H65V51H66V53H65V51H64V53H62L61 54V58H63V59H66L67 61H68V63H71V60H72V62H73V65L71 66V68H70V70L72 71V69H74L73 71H77V68L76 67H74L75 65H74V61H75V58H74V56L75 57H77V56H79V54L81 53L80 51H76L77 50V48L75 47L74 48V46H72V45H70ZM240 46L242 47V48H240ZM245 46V47H244ZM15 48V49H14ZM71 50H70V49ZM69 51H68V50ZM75 49V50H74ZM230 49V50H229ZM15 50V51H14ZM237 52H235V51ZM244 50V51H243ZM27 51V52H28ZM32 51V52H31ZM74 51H75V53H74ZM255 51V52H254ZM263 51V52H262ZM73 52V53H72ZM79 54H78V53ZM233 52H234V54H233ZM70 53V54H69ZM168 53V52H167ZM232 53V54H231ZM239 53V54H238ZM241 53H242V55H241ZM262 53V54H261ZM65 54V55H64ZM72 55V57L71 56H69V55ZM166 54V53H165ZM157 54V53H155V55L152 53V55H151V58H152V60H153V62H157L156 63V65L154 64V70H155V66L158 68V65L157 64H159L160 66V68H156V71H151V73H150V71L149 72H147V74L145 73V76L147 75V76H151L150 78H148L147 76V79H149V80H151V82L152 83H156V81H157V83H156V85L157 84H159L158 86H159V89H155V90H153V89H151V88H149V89H147L149 86H147V85H145V86H147V88L146 87H143V89H145L144 90V92H146L147 94H148V98H150V99H148V101H149V103H151V104H153L152 106L153 107H156V108H160L159 110L161 111V113L163 114V112H164V114L163 115H166L165 114V111L166 110H168V111H170L171 110V112H169V114H167L168 115V117H169V115H170V113H171V115H170V119H168V120H172V121H174V117H171V116H175V115H172L173 114V112L174 113H176V111H177V99H175L174 100V98H176L178 95H179V93H180V90H181V83H180V81H179V83H180V85H179V83H178V77L176 76V78H175V74L172 72L173 71V66L175 65L174 64V62H172L173 60L171 59V54L170 55H168V54ZM64 55V56H63ZM67 55V56H66ZM234 57H233V56ZM237 55V56H236ZM238 55H240V56H242V57H238ZM260 57H259V56ZM155 58V60H154V58ZM160 56V57H159ZM168 56H170V58L168 57ZM238 58V59H235L236 57ZM16 57V56H15ZM36 57V58H35ZM233 57V58H232ZM256 57V58H255ZM70 58H72L71 60H70ZM74 58V59H73ZM161 58V59H160ZM167 58V59H166ZM240 59V60H239ZM242 59V60H241ZM159 60V61H158ZM171 60V61H170ZM239 60V61H238ZM36 61V62H35ZM160 61H162L161 63H159ZM168 61H170V62H168ZM235 61V62H234ZM163 62H164V64H163ZM174 64V65H171L172 63ZM167 63H168V65H169V70L167 69L168 68V65H167ZM30 64H32L31 65V67H33V68H29L28 66H30ZM162 65V66H161ZM165 65V66H164ZM170 65H171V67H170ZM218 65V64H217ZM218 66H221L222 67V65H218ZM18 67H19V64H18ZM161 67H165V68H161ZM175 67V66H174ZM172 69V70H171ZM164 70V71H163ZM162 71V73H160ZM167 71H168V73H167ZM171 72H172V74H171ZM33 73H34V75H33ZM18 74H20V75H18ZM31 76H30V75ZM153 74V75H152ZM160 74V75H159ZM165 74H167V75H165ZM170 74H171V76H170ZM16 75V74H15ZM27 77H26V76ZM155 75V76H154ZM161 75H162V77H161ZM21 76V77H20ZM37 78H36V77ZM24 77V78H23ZM28 77H30V78H28ZM25 78H26V80H27V82H26V80H25ZM154 78H156V79H154ZM164 78V79H163ZM22 79V80H21ZM35 79V80H34ZM158 79V80H157ZM152 80H154V81H152ZM23 81V82H22ZM162 81V82H161ZM216 80H214V82H213V84L214 85H216L217 87H219V85L221 86V84H222V82H224V79H223V76H222V73L218 76V78H217V83L215 82ZM219 81H222V82H220L219 83ZM22 82V83H21ZM26 82V84H24ZM176 82V83H175ZM164 83V84H163ZM174 83H175V85H174ZM24 84V85H23ZM39 84V85H38ZM162 84V85H161ZM34 85V86H33ZM165 85H168V86H165ZM19 88H18V87ZM32 87V88H28V87ZM179 86V87H178ZM165 87H168L167 89L165 88ZM25 88V89H24ZM161 88H163V89H161ZM164 88H165V91H164ZM23 89V90H22ZM32 89V90H31ZM101 89H102V87L101 88H96L95 90L93 89V94H95V95H97V94H99V91H101ZM148 90V91H147ZM151 90V91H150ZM26 91H28V92H26ZM38 91H39V93H38ZM60 92L62 93V94H66V92L63 90H60ZM96 92H98L97 94H96ZM115 92H117V93H115ZM130 92H133V93H130ZM154 92V93H153ZM158 92V93H157ZM179 92V93H178ZM164 93V94H163ZM168 93V94H167ZM120 94V95H119ZM126 94V95H125ZM129 94V95H128ZM27 95H28V98H27ZM71 95V96H70ZM75 95L76 94H74V93H71V94H69V99H70V102H72L74 99V101H73V103H70V104H72V106H71V108L74 110V108H75V110H76V108L77 107H80V108H78L76 111L78 112V110H80L82 107L81 106H83L84 108L86 107V108H91V107H93L94 106V108L97 110V111H99V109H100V107L102 106V104L104 103V102H102L100 99L98 100V102H96V103H94V102H91V103H87V102H84L83 103V101L81 102L80 100H78V99H76L77 97H75ZM123 95V96H122ZM125 95V96H124ZM132 95V96H131ZM164 95V96H163ZM174 95V96H173ZM3 96H4V92H2V90H1V88H0V99L1 98H3ZM74 96V97H73ZM24 97V98H23ZM31 97H33V98H31ZM73 98V100H72V98ZM119 97V98H118ZM124 97H126L125 99H124ZM159 97V98H158ZM162 97H163V99H162ZM167 97V98H166ZM128 98V99H127ZM132 98V99H131ZM170 98V99H169ZM171 98H173V99H171ZM219 98V100H221V99H223V97H218ZM221 98V99H220ZM32 99H33V102H32ZM27 100H29V102L27 101ZM152 100V101H151ZM256 101V104H258V102H259V99H255ZM3 101V102H2ZM48 101H50V102H48ZM126 101V102H128V106L124 103V102ZM129 101L131 102L130 104H129ZM147 101V100H146ZM147 101V102H148ZM173 103H172V102ZM45 102H47V103H45ZM5 105H4V104ZM32 105H31V104ZM82 103H83V105H82ZM92 103H94V105H92ZM149 103H147V104H149ZM2 104V105H1ZM30 104V105H29ZM38 104H39V106H38ZM77 104V105H76ZM80 104V105H79ZM97 104V105H96ZM99 104H101V105H99ZM154 104H155V106H154ZM158 104H159V106H158ZM29 105V106H28ZM35 107H34V106ZM37 105V106H36ZM96 105V106H95ZM150 105V104H149ZM5 106H7L6 108H7V110H6V108H5ZM100 106V107H99ZM127 106V107H126ZM171 106V107H170ZM175 106V107H174ZM29 107V108H28ZM32 107H33V109H32ZM36 107L38 108V112H36ZM40 107V108H39ZM99 107V108H98ZM0 121H1V117H2V122L3 121H6V123H9L8 121L10 120V119H8L7 118V116H6V112L8 111V109H9V105H8V103L6 104V100H4V99H2V100H0ZM98 108V109H97ZM128 108H130V109H132V110H128ZM162 108H164V109H162ZM174 108H176V109H174ZM4 109V110H3ZM74 110V111H75ZM128 110V111H127ZM76 111H75V113H76ZM42 114H41V113ZM46 113V117L45 116H43V114H45ZM32 113V114H31ZM35 113V114H34ZM38 115H37V114ZM129 115H128V114ZM5 114V115H4ZM40 114V115H39ZM76 114H78V113H76ZM117 115V116H116ZM127 115V116H126ZM131 115H132V117H131ZM30 116H33V118L31 117V120L29 121V119H30ZM36 116V117H35ZM45 117V118H38V117ZM50 116V118H48ZM118 116L120 117V118H122V119H119L118 118ZM122 116V117H121ZM217 117H218V119H217ZM36 120H35V119ZM167 118V117H166ZM6 119V120H5ZM35 121H34V120ZM48 119H50V121L51 122H48L49 120ZM150 119V120H149ZM235 119V120H234ZM34 121V122H31V121ZM40 120V121H39ZM42 120V121H41ZM181 119H179L178 121L180 122H178V121H176V123H175V129H174V131L172 132V135H170V137L168 138V140L165 142V144L164 145H162V146H160L162 149H163V155L164 156H170V155H173L174 154V156H173V158H172V162H173V165H174V167L177 165L178 167L176 168V170H177V173H179V174H181L183 171H184V168H182L183 166H181L182 164H183V159H182V161H181V155H183L182 153H180L181 151L182 152H184V150L186 151V149H183L182 147H184V148H187L188 149V142H189V128H188V125H187V121L185 120V119H183V120H181ZM44 121V122H43ZM151 121V122H150ZM159 121V120H158ZM186 121V122H185ZM214 121V122H213ZM218 121H221V118H220V116H216V115H214L211 119H210V122H212V123H216L215 125H220V123L221 122H218ZM235 121H236V118L235 117H232V123H231V127H230V136H231V143H232V148H236L237 146H239V143L240 144H245V142H242V141H245V139H246V135L245 134H243L242 135V129H241V127L238 125V122L236 121V123H235ZM31 122V123H30ZM38 122H39V124H38ZM41 122V123H40ZM153 122V123H152ZM218 122V123H217ZM32 123H34L33 125H32ZM36 123V124H35ZM179 123V124H178ZM235 123V124H234ZM115 124H117V125H115ZM159 124V123H158ZM178 124V125H177ZM32 126L34 129H37L38 130V128L40 129H42V131H39L40 133L41 132H43V134H38L39 136V138L40 137H42V139H44L45 138V140H42L41 138L39 139V138H37V140L38 141H36V139H30L29 138V140H28V135H31V133H32V131L34 130L32 127H30V126ZM38 125L40 126V127H38ZM47 125V126H46ZM49 125V126H48ZM185 125H186V127H185ZM217 125V126H218ZM19 126V127H18ZM13 127L14 128H16V131H15V129H13ZM37 127V128H36ZM144 127V128H143ZM179 127H181V128H179ZM17 128H19L20 129V125L18 124V123H15L13 126H12V128H10V130H11V133H13V134H17V132H18V129ZM73 128V129H72ZM72 128H70V129H68L67 131V137L69 136V138H72V137H78V135H79V137L76 139V141L81 137L80 135V133L81 132H79L78 130H76L74 127H72ZM40 129V130H41ZM72 129V130H71ZM115 129V130H114ZM143 129H144V131H143ZM146 129V130H145ZM177 129V131H175ZM185 129V130H184ZM241 131H240V130ZM70 130L72 131V132H70ZM74 130V131H73ZM117 130H119V131H117ZM188 130V131H187ZM27 131H28V133L29 134H27ZM47 131H49V132H47ZM76 131H78V133H76ZM117 131V132H116ZM147 131V132H146ZM150 131V132H149ZM239 131V132H238ZM31 132V133H30ZM46 132H47V134H46ZM66 132V131H65ZM74 132V134H72ZM120 132H121V134H120ZM176 132V133H175ZM179 132V133H178ZM188 132V133H187ZM69 133H70V135H69ZM124 133V134H123ZM146 133V134H145ZM148 133H150V135L148 134ZM241 133V134H240ZM72 134V135H71ZM77 134V135H76ZM127 134V135H126ZM157 134H158V136H157ZM171 134V133H170ZM176 136H175V135ZM123 135V136H122ZM188 137H187V136ZM245 135V136H244ZM28 136V137H27ZM45 136V137H44ZM140 136V137H141ZM185 136V137H184ZM242 136V137H241ZM75 137V138H76ZM160 139H159V138ZM174 137V138H173ZM179 137V138H178ZM238 137H239V141H238ZM240 137H241V139H240ZM125 138V139H124ZM147 138V139H146ZM186 138H187V140H186ZM245 138V139H244ZM47 139V140H46ZM39 140H40V142H39ZM115 140H119L118 142L117 141H115ZM127 140V141H126ZM147 140V141H146ZM150 140V141H149ZM157 140V141H156ZM179 140V141H178ZM182 140V141H181ZM209 140H211V139H208V141L206 142V146L208 147H210L211 145H212V143H210L211 141H209ZM24 141H27V142H25L24 143ZM31 141V142H30ZM37 142V144H36V146L34 145L35 143L34 142ZM151 141H153V142H151ZM184 141V142H183ZM40 143V145H39V143ZM124 142V143H123ZM127 142V143H126ZM151 142V143H150ZM158 142V143H157ZM0 147H2L3 146V141H1V132H0ZM42 143H43V145H42ZM45 143V144H44ZM116 143V144H115ZM121 143V144H120ZM155 143V144H154ZM170 143H171V145H170ZM187 143V144H186ZM19 144V145H20ZM46 144H47V146H46ZM126 144V145H125ZM128 144V145H127ZM176 144V145H175ZM32 145H33V147H32ZM45 145V146H44ZM123 145V146H122ZM150 145V146H149ZM186 145H187V147H186ZM24 146L26 147V148H24ZM30 146V147H29ZM38 146H39V148H38ZM44 146V147H43ZM109 146V147H108ZM138 146H139V144H138ZM236 146V147H235ZM42 147V148H41ZM115 147V148H114ZM122 147V148H121ZM145 147V148H144ZM166 147H167V150H166ZM168 147H169V149H168ZM208 147V148H209ZM30 148V149H29ZM36 148V149H35ZM46 148V149H45ZM164 148H165V150H164ZM170 148H171V150H170ZM179 148V149H178ZM231 148V149H232ZM25 149H29L27 152H28V154L30 155L31 153H32V155H30V156H32V157H30L29 158V156H27L28 154L27 153H25L26 151H24ZM38 149H39V151H38ZM44 149V150H43ZM75 149H77V150H75ZM110 151H109V150ZM137 149V150H136ZM148 149L146 150V151H148ZM2 150V148H0V151ZM41 150H42V153H47L46 155L45 154H42L41 153V155H40V152H41ZM45 150H47V151H45ZM129 150V151H128ZM133 152H132V151ZM137 152H135V151ZM170 150V151H169ZM180 151V152H178V151ZM233 150V149H232ZM23 151V152H22ZM36 151V152H35ZM68 151V152H67ZM126 151V152H125ZM167 151H169V152H167ZM37 152H39V153H37ZM73 152V153H72ZM132 152V153H131ZM165 152H167V153H165ZM171 152V153H170ZM21 153H22V156H19V155H21ZM23 153H25V154H23ZM48 153H49V155H48ZM76 155H75V154ZM131 153V154H130ZM70 154V155H69ZM113 154V155H112ZM127 154V155H126ZM135 154V155H134ZM140 156H139V155ZM166 154V155H165ZM35 157H34V156ZM43 155V156H42ZM72 155H74V156H72ZM180 155V156H179ZM210 155V154H209ZM37 156H38V158L40 159V161H39V159L37 158ZM44 156H46V158L44 157ZM53 156V157H52ZM108 156V157H107ZM118 156V157H117ZM138 156V157H137ZM212 156V154L210 155V157ZM20 157V158H19ZM28 157V158H27ZM44 158V159H42V158ZM143 157V156H142ZM180 159H179V158ZM230 157V158H229ZM228 158L230 159V161H232L231 163L233 164V165H235L236 163H237V161H234L236 158L235 157H233V158H235L234 160H231L232 158H231V156H229ZM22 158V159H21ZM31 158H32V160L33 161H30L31 160ZM65 158V159H64ZM82 158V159H81ZM105 158H107V159H105ZM114 158V159H113ZM131 158V159H130ZM141 159V160H143V161H139L138 159ZM175 158V159H174ZM179 160H178V159ZM212 158H214V159H216V158H218V156H216L215 154L212 156ZM227 158V159H228ZM26 159V160H25ZM64 159V160H63ZM70 159H71V163L69 162L70 161ZM74 159V160H73ZM104 159V160H103ZM119 159V160H118ZM53 160V161H52ZM60 160H59V162H60ZM68 160V161H67ZM73 160V161H72ZM78 160V161H77ZM117 160V161H116ZM176 160V161H175ZM213 160V159H212ZM217 160H219V159H217ZM237 160V159H236ZM38 161V162H37ZM81 161V162H80ZM138 161V162H137ZM181 161V162H180ZM229 161V160H228ZM230 161H229V163H230ZM43 162V163H42ZM52 162V163H51ZM53 162L55 163V164H53ZM74 162H75V165H74ZM77 162H79V165H77L78 163ZM130 162H132V163H130ZM179 162V163H178ZM201 162V161H200ZM200 162L199 163H197V165H199L198 167H197V165L196 164H194L192 167V169H194V170H192V169H190V170H188L187 171V173H188V176L191 174V176H187V173H185V178H189V183H192V180L194 179V181L193 182H195L194 184L196 185V187H197V189H198V193H202V191H203V193H207L208 191L207 190H209V183H208V181L210 182V180H211V174L209 175L210 176V178H209V176H207V174H209L210 173V170L208 169V168H204V169H202L203 167H201V165H200ZM28 163V165H26ZM30 163V164H29ZM40 163V164H39ZM48 163V164H47ZM73 163V164H72ZM106 165H105V164ZM117 163V164H116ZM137 163V164H136ZM156 163V162H155ZM230 163V164H231ZM19 164V165H18ZM67 164V165H66ZM71 164L74 166H72V170H70L71 169ZM131 164L132 165H135V167L136 168H142L143 169V167H145L144 168V170H143V174L144 175H142V173H141V177H140V173L139 174H137V176L140 178V179H142V180H139V178L138 177H136V175L135 174H131V170H129L130 169V166H131ZM140 166H139V165ZM144 165V166H142V165ZM147 164V165H146ZM22 165V166H21ZM26 165V166H25ZM77 165V166H76ZM126 167H125V166ZM154 165V166H153ZM55 168H54V167ZM65 166V167H64ZM139 166V167H138ZM180 166H181V168L182 169H180ZM208 166V165H207ZM26 167V169H24ZM46 167V168H45ZM76 167V169H74ZM51 168V169H50ZM63 168V169H62ZM64 168H66V169H64ZM115 168V169H114ZM191 168V167H190ZM235 168H239V167H235ZM56 169H58V171L56 170ZM59 169H62L60 172H59ZM78 169H79V171H78ZM146 169V170H145ZM200 170V172H199V170L198 171H196V170ZM202 169V170H201ZM65 170V171H64ZM71 171V173H70V171ZM124 172H123V171ZM159 170V171H158ZM182 170V171H181ZM207 170V171H206ZM3 171V172H2ZM129 171V172H128ZM157 171H158V173H157ZM192 171V172H191ZM202 171V172H201ZM205 171H206V173H205ZM239 171V170H238ZM56 172H57V174H56ZM66 172V173H65ZM75 172V173H74ZM77 172H78V174H77ZM123 172V173H122ZM152 172V173H151ZM195 172V173H194ZM199 172V173H198ZM74 173V174H73ZM190 173V174H189ZM192 173H194V174H192ZM237 174H238V172H236ZM56 174V175H55ZM65 174V175H64ZM68 174V175H67ZM129 174H131V175H129ZM198 176H197V175ZM236 174V175H237ZM239 174H240V172H239ZM56 177H55V176ZM66 175H67V178H66ZM71 177H70V176ZM79 175L81 176V177H79ZM106 175V176H105ZM146 175V176H145ZM196 175V179L194 178V176ZM264 175V174H263ZM262 175V176H263ZM42 176V177H41ZM44 176V177H43ZM48 176V177H47ZM73 176V177H72ZM85 176V177H84ZM132 178H131V177ZM145 176V177H144ZM207 176V177H206ZM53 177L55 178V179H53ZM63 177H64V179H63ZM68 177H69V179H68ZM77 177V178H76ZM102 177V178H101ZM122 177V178H121ZM125 177V178H124ZM130 177V178H129ZM198 177V178H197ZM245 177V176H244ZM248 176H246L245 178H244V181H245V179H246V181L243 183V184H245V185H247V186H249V187H252V184H254L253 183V177H251V176H249L248 178H247ZM73 178V179H72ZM76 178V179H75ZM82 178H85V180H82ZM86 178H88V180L86 179ZM99 178H100V181H99ZM113 178V179H112ZM193 178V179H192ZM206 178L208 179V180H206ZM263 178V181H264V177H262ZM72 179V180H71ZM121 179V180H120ZM138 179V180H137ZM143 179H144V181H143ZM186 179V181L188 182V180ZM190 179H191V181H190ZM203 179V180H202ZM205 179V180H204ZM55 180H56V182H58L57 184L58 185H56V182H55ZM63 180V181H62ZM120 180V181H119ZM133 180V181H132ZM201 180V181H200ZM248 180V181H247ZM251 180V181H250ZM65 181V182H64ZM75 181H77V182H75ZM81 181V182H80ZM88 181H90V184L91 183H93L90 187L91 188H89V187H82V188H80L81 186L80 185H82V184H85V183H82V182H88ZM136 181V182H135ZM139 181L141 182V183H139ZM201 183H200V182ZM73 182H74V184H73ZM107 182V183H106ZM133 182V183H132ZM143 182V183H142ZM156 182V183H155ZM157 182H159V183H157ZM247 182V183H246ZM45 183H49V184H52L53 185V189H55V192L54 193H51V194H47L46 193V190L44 189L43 190V188L41 189L40 187H44V186H46V187H44V188H46L47 189V185H49V184H45ZM62 183L64 184V185H62ZM66 183V184H65ZM69 183V184H68ZM75 184H76V186H75ZM98 184V185H97ZM206 184L208 185V186H206ZM42 185V186H41ZM66 185H68L69 187H70V189H69V187L68 186H66ZM71 185V186H70ZM75 187H74V186ZM142 185V186H141ZM172 185V186H171ZM3 186V187H2ZM62 186V187H61ZM65 186V187H64ZM80 186V187H79ZM98 186V187H97ZM134 186V187H133ZM138 186H139V188H138ZM167 186V185H166ZM158 187V188H157ZM175 187H176V189H175ZM203 187H205V188H203ZM28 190H27V189ZM63 188V189H62ZM65 188V189H64ZM66 188H68L67 190H66ZM89 188V189H88ZM174 188V189H173ZM200 188V189H199ZM248 187H246V189H247ZM73 189H75L76 191H72ZM80 189H82V190H80ZM88 189V190H87ZM101 189V190H100ZM134 189V190H133ZM137 189V190H136ZM156 189L159 191V193L160 194H162V192H164L163 194L164 195H166V194H168V196L167 197H169L170 199L171 198H173V199H171V201H172V204L173 205H171V206H166L165 204H162V202L160 201V200H158L159 198H157V196H158V191H156ZM171 189V190H170ZM174 191H173V190ZM203 189V190H202ZM243 189H245V186H243ZM246 189H245V192H247L246 191ZM21 190V191H22ZM27 190V191H26ZM40 190V191H39ZM41 190L44 192H42L41 194H39L40 192H41ZM61 192H59V191ZM65 191V193H64V191ZM70 192H69V191ZM168 190V191H167ZM63 191V192H62ZM171 191V192H170ZM178 191V192H177ZM60 194H58V193ZM72 192V193H71ZM82 192V193H81ZM173 192V193H172ZM243 192H244V190H243ZM245 192H244V194H245ZM25 193V194H24ZM31 193V194H30ZM57 193V194H56ZM63 193V194H62ZM68 193V194H67ZM69 193H71V194H69ZM81 193V194H80ZM146 193V194H145ZM149 193V194H148ZM176 193V195H174ZM27 194H29V195H27ZM35 196H34V195ZM54 194V195H53ZM67 194V195H66ZM99 194V195H98ZM24 195H26V196H24ZM36 195H38V198H37V196ZM43 195H45L44 197H43ZM50 195H52V196H50ZM56 195V196H55ZM73 195V196H72ZM81 195H82V197H81ZM94 195H96L95 197H94ZM140 195V196H139ZM153 195H154V198H153ZM11 196L13 197V198H11ZM29 196V197H28ZM32 198H31V197ZM63 196V197H62ZM87 196V197H86ZM120 196H121V198H120ZM137 196V197H136ZM139 196V197H138ZM177 196H179V200H177L178 199V197ZM26 197H27V199H26ZM36 199H35V198ZM58 197L60 198L59 200H58ZM74 198L73 199V201H72V198ZM76 197V198H75ZM78 197V198H77ZM80 197H81V200H80ZM97 197V198H96ZM176 197V198H175ZM195 197V196H194ZM25 198V200H23ZM29 198V199H28ZM31 198V199H30ZM41 198H43L44 200H42ZM54 198H56V199H54ZM67 198V199H66ZM71 198V199H70ZM105 198V199H104ZM120 198V199H119ZM141 198V199H140ZM148 198V199H147ZM184 198V199H183ZM261 198H262V201H263V204H264V184H263V187H262V190H261ZM9 199V200H8ZM11 199V200H10ZM61 199H64V201L63 200H61ZM65 199H66V201H65ZM76 199H77V202L78 203H76L75 201H76ZM155 199V200H154ZM176 199V200H175ZM182 199V200H181ZM27 200H30V202L29 201H27ZM32 200V201H31ZM35 200V201H34ZM43 202H42V201ZM47 200V201H46ZM54 200L56 201V205H54ZM80 200V201H79ZM124 200V201H123ZM174 200V201H173ZM184 200V201H183ZM194 200H196V198L194 199ZM13 201V202H12ZM17 201V202H16ZM87 201V202H86ZM107 201V202H106ZM117 201H118V203H117ZM149 201V202H148ZM160 201V202H159ZM175 201H176V203H175ZM179 201V202H178ZM248 201V202H247ZM5 202V203H4ZM9 202V203H8ZM34 202V203H36V204H32V203ZM37 202H38V204H37ZM75 204H74V203ZM104 204H103V203ZM109 202V203H108ZM147 202V203H146ZM246 202H247V206H246ZM2 203V204H1ZM13 203V204H12ZM22 204V209L25 211H23L22 210V213L21 214H16V215H20L19 217L18 216H16L15 214H13L12 216H10L11 217V219H10V217H9V219H7V220H9L8 222V224H10L11 225V227H12V229H10L9 227H7L6 226V223H7V220L5 219V217H4V214H3V211L6 209H8L7 211L8 212H14L13 210H15L16 208H15V206L14 205H16V207H18V204ZM25 203V204H24ZM63 203V204H62ZM70 203H72V204H74V206L72 205V204H70ZM107 203L109 204L108 206H107ZM122 203V205H120ZM146 203V204H145ZM26 204H28V205H26ZM43 204H46V205H43ZM59 204H60V206H59ZM86 204V205H85ZM102 204V205H101ZM157 204V205H156ZM160 204V205H159ZM177 204V205H176ZM250 204V205H249ZM43 205V206H42ZM64 205V206H63ZM91 205V206H90ZM119 205V206H118ZM156 205V206H155ZM158 205H159V207H158ZM161 205L162 206H166L165 207V209L166 210H164V207L163 208H160L161 207ZM176 205V206H175ZM3 206H5V207H3ZM24 206H28L27 208L26 207H24ZM35 208H33V207ZM45 206V207H44ZM56 206V207H55ZM63 206V207H62ZM78 206H80V207H78ZM100 206H102V207H100ZM106 206H107V208H108V210H106V209H104V208H106ZM182 206V205H181ZM250 206V207H249ZM4 208V210H3V208ZM10 207V208H9ZM73 207H78V209L77 208H73ZM111 207H112V205H111ZM149 207V209L151 210V208ZM173 207H176V208H173ZM178 207V208H177ZM244 210L245 211H243V213H244V215H243V219H238V221H240V222H237L236 223V225H240L241 227H243L244 225V222H245V219L247 220V219H250L251 220V229H250V232H249V239H248V242H247V260H246V264H260V260H261V254H260V252H261V242L263 241V238H262V235H261V233L259 232V230L261 229L262 231H264V212H260V211H255V210H253L252 209V204H251V202H250V199H246V201H245V204H244ZM36 208H38V209H36ZM50 208V209H49ZM61 208V209H60ZM66 208V209H65ZM60 209V210H59ZM66 210V212H64L65 210ZM68 209H70V211L68 210ZM154 209H157V210H159V211H157V210H154ZM161 209V210H160ZM164 211H163V210ZM170 211L171 209H174V210H172L173 212L175 211V212H177V213H173V212H171L170 211V213H167V211L168 210ZM175 209H177L178 211H176ZM249 209V210H248ZM26 210L28 211L27 213H26ZM78 211L80 214H79V216L80 217H78V218H81V219H79L78 220V218L77 217H74L73 216V212L74 211ZM80 210V211H79ZM2 211V212H1ZM38 211V212H37ZM45 211V212H44ZM57 211V212H56ZM102 211V212H101ZM105 211L109 214H107V213H105ZM121 211V212H120ZM152 211V210H151ZM160 211H162V212H160ZM168 211V212H169ZM36 212V213H35ZM49 214H48V213ZM62 212V213H61ZM83 212V213H82ZM110 212H114V213H116L115 214V216H116V218L119 220L118 221V223L120 224V225H118V226H120L121 227V225H122V222H123V228L121 227H118L117 229L119 230H117L116 229V227H112V228H110V226H107L106 228H108V229H105V231L103 230L102 232H97V231H95L96 230V225H101L100 224V222L101 223H103V221H104V219H106L108 216H111V215H113L112 213H110ZM165 212V213H164ZM31 213V214H30ZM42 213V214H41ZM59 213V214H58ZM99 213V214H98ZM121 213V214H120ZM127 213V214H126ZM252 213V214H251ZM71 214V215H70ZM105 214L106 215H108L107 217L105 216ZM119 214V215H118ZM133 214V215H132ZM137 214V215H136ZM248 214V215H247ZM2 215V216H1ZM42 215H44V216H42ZM101 215H103V216H101ZM121 215H122V217H121ZM131 215V216H130ZM33 216H35V218H37L36 220H34L33 221ZM37 216V217H36ZM71 216V217H70ZM85 216L89 219H87V218H85ZM114 216V215H113ZM139 216V217H138ZM248 216V217H247ZM251 216V217H250ZM16 219H15V218ZM28 217V218H27ZM55 217V218H54ZM98 217V218H97ZM104 217H106V218H104ZM121 217V218H120ZM138 217V218H137ZM250 217V218H249ZM23 218H25V219H27V220H23ZM34 218V219H35ZM47 218H48V220H47ZM52 220H51V219ZM54 218V219H53ZM124 220H123V219ZM138 220H137V219ZM4 219V220H3ZM49 219H50V221H49ZM62 221H66V223H65V221L64 222H62ZM70 219H71V221H70ZM85 219H86V221H85ZM96 219V220H95ZM122 219V220H121ZM127 219H129V221L127 220ZM133 219V220H132ZM143 219H145L144 220V225H143V223H142V221H143ZM23 220V221H22ZM55 220V221H54ZM77 220H78V222H77ZM83 220V221H82ZM99 220V221H98ZM122 222H121V221ZM243 220V221H242ZM4 221L6 222L5 224H4ZM13 221H14V223H13ZM82 221V222H81ZM85 221V222H84ZM89 221V222H88ZM128 221V223H126ZM141 223H140V222ZM24 222H25V225H24ZM30 222L32 223V224H30ZM38 222V223H37ZM43 222V223H42ZM72 222H74V223H72ZM125 222V223H124ZM146 222H148V223H146ZM34 223H35V225H34ZM69 225H68V224ZM75 223H78V224H75ZM84 223H86L85 225H87V227H88V229H87V227H86V229H87V233H88V235H89V238H90V240L91 241H93L92 242V244L93 245H91V247L89 248V250H88V248L86 247V245L85 244H82L81 243V241H80V238H81V233H80V226L81 225H84ZM243 223V224H242ZM18 224V225H17ZM19 224H21V225H19ZM23 224V225H22ZM30 224V225H29ZM57 224V225H56ZM61 224V225H60ZM63 224V225H62ZM66 226H65V225ZM94 224V225H93ZM128 224V225H127ZM142 224V225H141ZM29 225V226H28ZM40 225V226H39ZM46 225H47V227H46ZM49 225V226H48ZM55 225H56V230H55ZM74 225V226H73ZM80 225V226H79ZM131 225V226H130ZM22 226L24 227L23 229H22ZM35 226H37V228L35 227ZM60 226V227H59ZM62 226V227H61ZM63 226H64V228H63ZM68 226H72L73 228H71L70 229V227H68ZM147 226V227H146ZM16 227V228H15ZM40 227H41V229H40ZM43 227V228H42ZM68 227V228H67ZM79 228V229H76V228ZM93 227V228H92ZM98 227V226H97ZM141 227V228H140ZM142 227H144L143 229H145L146 231H142L143 229H142ZM171 227H172V230H177V227H175L174 225H171ZM175 227V228H174ZM184 227V229L182 228V233H183V231H184V234L182 235V238H183V241L186 239L187 240V238H185V236L187 237V235H186V230H187V227H186V225L185 226H183ZM185 227H186V229H185ZM236 228H237V226H235ZM241 227H238L239 228V230L240 229H242ZM245 227V226H244ZM3 228V229H2ZM20 228V229H19ZM26 228H28V229H26ZM50 228V229H49ZM65 228H67L66 230L70 233L71 232V230H72V232H74V233H72V236H71V238H72V244H70L71 245V247H69L68 246V242H66L67 241V238H66V236H64L65 235V232H63V231H61V230H65ZM91 228H92V230H91ZM120 228V229H119ZM127 228H128V230H127ZM147 228V229H146ZM236 228H234L233 229V234L230 232V234L231 235H234V237L235 238H232L231 236H230V245H228V249L226 250V248H225V252L227 253V251H228V253L226 254L225 252H223L224 254H225V257H224V259L221 261V263H223V264H245V250L243 249V250H241L243 247H244V243H241V240L243 239V236H245V235H241V234H244V233H242L241 231H243V229L242 230H238L239 232H240V234H239V232L237 231V229ZM2 229V230H1ZM8 229H10V231L8 230ZM17 229H19V230H21V231H19V230H17ZM37 229V230H36ZM39 229V230H38ZM46 230L45 231V233H44V231L43 230ZM54 231H53V230ZM61 229V230H60ZM76 229V230H75ZM123 229V230H122ZM125 229V230H124ZM141 229V230H140ZM150 229V230H149ZM15 231V232H12V231ZM24 230H25V232H24ZM31 230H33V233H32V235H31ZM36 230V231H35ZM110 230V231H109ZM116 230V231H115ZM139 230L141 231V232H143V233H141V232H139ZM245 230V229H244ZM7 231V232H6ZM8 231H9V233H8ZM19 231V232H18ZM76 231H77V234H79V235H77L76 234ZM94 231V232H93ZM111 231H112V233H111ZM118 231V233H120L121 232V234H118V233H116ZM125 232V234L126 235H129V237L130 238H128V236L127 237H124L125 236V234H124V232ZM237 231V232H236ZM6 232V233H5ZM12 232V233H11ZM35 232H37V233H35ZM54 232H55V234H54ZM79 232V233H78ZM90 232V233H89ZM113 232H115L116 233V235H120V239L119 240H122V238H123V241H120L119 242V240H118V237L119 236H116V235H114L115 233H113ZM144 232L148 235V236H146V234H144ZM22 233H24V234H22ZM49 233V234H48ZM57 233H58V235H57ZM71 233H70V235H71ZM127 233H129V234H127ZM148 233H150V234H148ZM237 233V234H236ZM7 234V235H6ZM9 234V235H8ZM19 234V235H18ZM28 234V235H27ZM43 234V235H42ZM76 234V235H75ZM132 234V235H131ZM139 235L138 237H134V235ZM239 234V235H238ZM10 235H12L11 236V238H10ZM27 235V236H26ZM49 235V236H48ZM53 235V236H52ZM63 235V236H62ZM74 235V236H73ZM102 235V236H101ZM104 235V236H103ZM124 235V236H123ZM237 235V236H236ZM22 236H24V237H22ZM36 236V237H35ZM40 236V237H39ZM56 236V237H55ZM59 236V237H58ZM116 236V237H115ZM123 236V237H122ZM142 238H141V237ZM18 237V238H17ZM50 237V238H49ZM77 237V238H76ZM78 237H80V238H78ZM144 237V238H143ZM237 237H238V239H241V240H238L237 239ZM240 237V238H239ZM242 237V238H241ZM14 238H16V239H14ZM27 238V239H26ZM39 238V239H38ZM109 238V239H108ZM126 238H128V240H126ZM136 238H137V240H136ZM141 238V239H140ZM153 238V237H152ZM151 238V239H152ZM185 238V239H184ZM7 239H8V241L9 242H7ZM13 239V240H12ZM25 239H26V241H25ZM43 239V240H42ZM55 241H54V240ZM60 239V240H59ZM74 239V240H73ZM107 239V240H106ZM132 239V240H131ZM134 239L138 242H134ZM154 239V238H153ZM237 239V240H236ZM17 240V241H16ZM27 240H28V242H27ZM77 242H76V241ZM118 240V241H117ZM124 240H126V241H130V243H135L134 245H136V243L137 244H139V243H141V244H139V247H138V245H136V246H134L133 244L131 245V247H133L132 249H131V247H129V245H130V243H128V242H126L125 241V243H124V247L122 246L123 245V242H124ZM144 240V241H143ZM149 240L151 241V242H153V244L152 243H150L149 244ZM24 241H25V243H24ZM30 241V242H29ZM35 241V242H34ZM41 241H42V243H41ZM46 241V242H45ZM57 241H59L58 243H57ZM63 241V242H62ZM106 241V242H105ZM109 241V242H108ZM117 241V242H116ZM237 243H236V242ZM239 241V242H238ZM44 242V243H43ZM61 242V243H60ZM76 244H75V243ZM95 242V243H94ZM101 242V243H100ZM108 242V243H107ZM144 242V244L145 245H143L142 243ZM242 242H244V239H243V241ZM2 243V244H1ZM17 243V244H16ZM38 245H37V244ZM65 243H67V244H65ZM74 243V244H73ZM97 243H99V244H97ZM109 243H111V244H109ZM241 243V245H238V244H240ZM26 244V245H25ZM31 244V245H30ZM42 244V245H41ZM51 244V245H50ZM103 244V245H102ZM175 244V243H174ZM236 244V245H235ZM15 245H18V246H15ZM24 245V246H23ZM39 245H40V247H39ZM46 245V246H45ZM61 245V246H60ZM76 247H75V246ZM96 245L98 246V247H96ZM105 245V246H104ZM116 245V246H115ZM127 245H128V247H127ZM153 247L152 249H153V251H151V246ZM154 245V246H153ZM238 245V246H237ZM243 245V246H242ZM29 246V247H28ZM41 246L43 247V249L41 248ZM50 246V247H49ZM121 246V247H120ZM144 246V247H143ZM146 246V247H145ZM156 246V247H155ZM175 246V245H174ZM230 246V247H229ZM242 246V247H241ZM18 249H16V248ZM26 247V248H25ZM31 247V248H30ZM32 247H34L33 249H35V250H33L32 249ZM65 247V248H64ZM70 248L69 249V251H68V249L67 248ZM73 247V250L71 249ZM102 247H103V249H102ZM112 247V248H111ZM120 247V248H119ZM4 248V249H3ZM30 248V249H29ZM40 248V249H39ZM58 248H59V251H58ZM64 249V250H62V249ZM87 248V249H86ZM108 248V249H107ZM143 248H145V249H143ZM154 248H155V250H154ZM160 249V251H159V249ZM239 248H240V250H239ZM15 249V250H14ZM25 249H28V252L30 253L29 255L31 256H29L27 253V250H26V252L24 251ZM50 249V250H49ZM138 249V250H137ZM142 252H144V253H141V251ZM156 249H157V251H156ZM19 251V252H17V251ZM21 250V251H20ZM32 250H33V252H32ZM47 250H49V252H47ZM71 250V251H70ZM90 250H91V253H90ZM107 251V252H105V251ZM144 250V251H143ZM14 251V252H13ZM23 251V252H22ZM36 251V252H35ZM46 251V252H45ZM73 251V252H72ZM96 251V252H95ZM100 251V252H99ZM132 251V252H131ZM138 251H139V253H138ZM149 251V252H148ZM156 251V252H155ZM5 252V253H4ZM11 252V253H10ZM43 252V253H42ZM58 252V253H57ZM61 252H65L63 255H62V253ZM89 252V253H88ZM94 252V253H93ZM109 252V253H108ZM134 252V253H133ZM136 252V253H135ZM147 252V253H146ZM164 252V253H163ZM25 253V254H24ZM45 253V254H44ZM51 253V254H50ZM80 253V254H79ZM97 253H99V254H97ZM143 254V257H142V255L141 254ZM163 253V254H162ZM15 254V255H14ZM20 254V255H19ZM36 254V255H35ZM39 254V255H38ZM55 254V255H54ZM60 254V255H59ZM132 254V255H131ZM150 254V255H149ZM153 254H155V255H153ZM157 254V255H156ZM160 254V255H159ZM244 254V256L242 257V255ZM68 255V256H67ZM91 255V256H90ZM94 257H93V256ZM96 255H97V257H96ZM98 255H99V257L100 258H98ZM110 255V256H109ZM117 255V256H116ZM149 255V256H148ZM152 255H153V259L151 258L152 257ZM13 256V257H12ZM32 256H34V257H37V259H35V258H33ZM42 256V257H41ZM60 256V257H59ZM86 256H87V258H86ZM119 256V257H118ZM127 256V260H126V262L125 261H123V260H125L126 257ZM132 256V257H131ZM139 256H140V258H139ZM158 256V257H157ZM164 256V257H163ZM20 257H23V258H20ZM25 257V258H24ZM44 257V258H43ZM63 257H66L65 259H63ZM88 257H90V259L88 258ZM96 257V258H95ZM111 257H112V259H111ZM118 257V258H117ZM123 257V258H122ZM145 257H146V259H145ZM149 257L151 258V259H149ZM20 258V259H19ZM28 258H30L29 260H28ZM54 258V259H53ZM59 258H61V260L59 259ZM84 258H86V259H84ZM94 258V259H93ZM103 258V259H102ZM122 258V259H121ZM143 259V261H141L142 259ZM165 258H166V260H165ZM242 258H244V259H242ZM15 259L17 260V262L15 261ZM26 261H24V260ZM35 259V260H34ZM44 259V260H43ZM48 259V260H47ZM59 259V260H58ZM115 261H114V260ZM118 259V260H117ZM168 259V260H167ZM14 260V261H13ZM56 262H55V261ZM149 260H150V262H149ZM243 260V261H242ZM14 263H13V262ZM20 261V262H19ZM50 261V262H49ZM88 261V262H87ZM107 261V262H106ZM117 261H118V263H117ZM120 261V262H119ZM145 261V262H144ZM147 261V262H146ZM230 261V262H229ZM5 262V263H4ZM30 262V263H29ZM49 262V263H48ZM52 262V263H51ZM92 262V263H91ZM106 262V263H105ZM116 262V263H115ZM125 262V263H124ZM140 262V263H139ZM143 262V263H142ZM162 262V263H161Z\"/></svg>",
  "mask_w": 264,
  "mask_h": 264
}]
</instances>
